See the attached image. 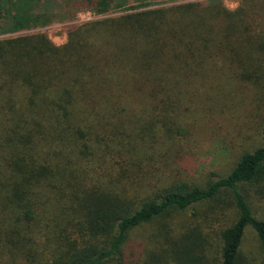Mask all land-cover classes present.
Returning <instances> with one entry per match:
<instances>
[{
    "label": "trees",
    "instance_id": "1",
    "mask_svg": "<svg viewBox=\"0 0 264 264\" xmlns=\"http://www.w3.org/2000/svg\"><path fill=\"white\" fill-rule=\"evenodd\" d=\"M39 20L12 17L9 33ZM226 86L264 91V0L124 13L74 28L62 47L1 40L0 264H264V221L242 193L264 185V120L262 146L204 186L144 170L187 142L195 99L211 111ZM200 205L232 215L204 217L208 233L165 225L157 250L134 248L136 230ZM247 229L259 259L242 254Z\"/></svg>",
    "mask_w": 264,
    "mask_h": 264
},
{
    "label": "rangeland",
    "instance_id": "2",
    "mask_svg": "<svg viewBox=\"0 0 264 264\" xmlns=\"http://www.w3.org/2000/svg\"><path fill=\"white\" fill-rule=\"evenodd\" d=\"M185 3H195L202 7L218 3L229 11H235L239 7L240 0H113L112 9L104 15L96 14L87 0H2L0 41L45 35L53 45L62 47L67 42L68 33L81 25L138 10ZM145 6L147 8H143ZM15 16L19 23L25 22L27 17L40 20L35 27L9 33L11 19ZM216 86L220 84L217 83ZM222 91L214 95L215 100L211 104L214 108L211 111H207L208 106H204V110L202 103L197 99H195L197 106L187 108V114L184 113L190 131L187 142L183 147L179 144L171 152L162 154L161 160H154L157 171L150 170V166L144 167L153 183H157L163 173L171 180L204 186L210 180L225 177L241 153L262 146L260 128L264 120V91L260 89L255 91L242 86L241 89L226 86ZM215 105L220 108L217 110ZM242 193L247 198L254 216L264 221V185L244 187ZM208 207V205H200L185 213L174 215L169 221L136 230L132 240L134 248L157 250L159 248L156 243L157 231L165 225H173V229L177 224L180 226L194 222L201 225L204 217L207 216L213 221L215 217L222 219L225 213L227 216L232 215V209L224 206L221 207L222 210L212 208L209 214ZM201 227L205 228L206 233L209 232L206 224L205 226L202 224ZM211 240V242L216 241V237L211 235ZM242 254L247 258H261L256 237L250 229L245 232Z\"/></svg>",
    "mask_w": 264,
    "mask_h": 264
}]
</instances>
